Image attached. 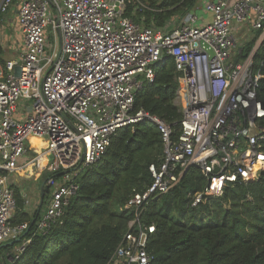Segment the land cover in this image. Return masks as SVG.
Returning <instances> with one entry per match:
<instances>
[{
	"label": "built area",
	"instance_id": "obj_1",
	"mask_svg": "<svg viewBox=\"0 0 264 264\" xmlns=\"http://www.w3.org/2000/svg\"><path fill=\"white\" fill-rule=\"evenodd\" d=\"M16 1L22 43L0 72V245L24 238L30 228L12 222L17 200L10 185L29 138L42 142L29 163L48 173L50 197L37 220L45 232L79 189L81 172L100 159L120 128L144 119L158 126L162 160L150 165L152 183L128 199L134 218L108 264H154L148 243L156 226L142 221V212L191 167L207 180L192 205L221 196L230 182L260 176L264 106L257 88L263 75L254 57L264 39V0L209 1L211 21L199 25L188 12L162 28L126 15L131 0H1L0 17ZM248 22L261 34L240 58L235 29ZM165 54L179 73L178 134L164 119L133 110L137 90L154 80L153 66ZM28 242L15 249L16 257Z\"/></svg>",
	"mask_w": 264,
	"mask_h": 264
},
{
	"label": "trees",
	"instance_id": "obj_2",
	"mask_svg": "<svg viewBox=\"0 0 264 264\" xmlns=\"http://www.w3.org/2000/svg\"><path fill=\"white\" fill-rule=\"evenodd\" d=\"M198 3L131 0L126 15L162 28L174 18L195 12ZM0 21V25L5 22L3 15ZM255 31L251 40L242 43L238 57H246L254 48L261 34ZM3 53L0 37L2 61ZM254 68L263 75L257 94L264 106V39L255 54ZM153 69L155 78L137 90L133 110L164 119L178 134L183 112L176 101L179 73L174 58L165 54ZM162 156V135L154 122L144 119L120 128L100 159L81 172L79 189L45 232L37 228L42 206L33 213L25 211L17 190L12 222H28L30 228L19 242L0 249V264H108L134 218L127 201L152 183L150 165H158ZM206 183L201 170L191 167L169 192L145 205L142 221L156 226L148 243L154 264H264V170L254 181L230 182L221 196L192 205L195 193ZM24 239L30 242L16 257L14 251Z\"/></svg>",
	"mask_w": 264,
	"mask_h": 264
},
{
	"label": "crops",
	"instance_id": "obj_3",
	"mask_svg": "<svg viewBox=\"0 0 264 264\" xmlns=\"http://www.w3.org/2000/svg\"><path fill=\"white\" fill-rule=\"evenodd\" d=\"M209 1H216V0H199L198 6H197V10H200L201 12V15H197V24L199 25L205 24L211 21L212 19V13H210L209 11L205 9V4ZM9 13H8L9 15L7 14V16L6 15L4 16V18H7L4 21L5 23L6 22L8 23L7 27L10 32L7 34H2V37H4L2 40V45H3V50H4L2 57L4 56V54H9V53H12L14 56H12L11 58L10 56L7 58L3 57L5 61L3 63L0 62V72H2L3 74H5V71H6L5 70L6 61L9 59H12L13 57L17 55L18 48L22 43L21 35L19 34V31H17L18 30V24L16 22V19L18 17V2L17 1ZM246 25L251 26V23L249 24L248 22L242 26H246ZM239 44L240 43L238 40V45ZM33 140H34L35 145L37 144L40 145L42 143L41 140L38 138H33ZM34 154H35L34 150L28 149L24 157L20 160L18 169L14 173H12L10 176V185L15 191V197H16L17 190H19L20 194L23 196V199H24V210L29 213H33L36 210H39V207L37 206L38 209L36 208L33 212L31 211V208H33L34 204L36 203L35 202V195H36L35 191L37 188H40V191H39L40 199H41L40 205L41 206L43 205V208H42L43 210H45V208L47 207L49 197H50V193L45 185L46 177L40 174L38 171H36L34 167H32V165L29 163V159H31ZM26 183L29 185V188L31 189V191L34 189L32 192L29 191V194H27L28 192L25 189L27 188ZM21 187H22V190H21ZM45 194L47 195H46V199L44 202L45 204H43L42 199Z\"/></svg>",
	"mask_w": 264,
	"mask_h": 264
},
{
	"label": "rangeland",
	"instance_id": "obj_4",
	"mask_svg": "<svg viewBox=\"0 0 264 264\" xmlns=\"http://www.w3.org/2000/svg\"><path fill=\"white\" fill-rule=\"evenodd\" d=\"M10 14V13H9ZM8 14V15H9ZM194 14H196V15H201V12H200V10H196L195 12H194ZM7 16V15H6ZM7 18H4V20H6ZM8 23L6 22H4L2 25H0V35H2V34H7V33H9L10 31L8 30ZM11 30H13V29H11ZM235 32H236V35H237V38H238V40H239V43H245V42H247V41H249V40H251L254 36H255V34H256V31H255V29H253V27H251L250 25H246V26H238L236 29H235ZM3 40V39H2ZM258 40V39H257ZM257 42V41H256ZM3 43H5V42H3ZM10 56V58L12 57V56H14L12 53H9V54H4V58H7V57H9ZM2 57V58H3ZM16 57V56H15ZM14 58V57H13ZM3 61H5L4 59H3ZM3 61L0 59V62L1 63H3ZM42 145V144H41ZM41 145H39V144H37V145H35V143H34V140H33V138H29V139H27L26 140V147H27V149H30V150H34V151H36L37 149H39L40 147H41ZM33 167V166H32ZM34 169H35V167H34ZM36 170V169H35ZM37 171V170H36ZM41 173V172H40ZM42 175L43 176H45V177H47L48 176V173L47 172H43L42 173ZM26 182H27V180H26ZM27 184V183H26ZM23 187V186H22ZM22 187H21V190H22ZM25 188V187H24ZM26 189V191L28 192L27 194H29V191H31V189L29 188V185L27 184V188H25ZM28 189V190H27ZM34 190V189H33ZM32 190V191H33ZM31 191V192H32ZM39 191H40V188H37L36 189V191H35V193H36V195H35V204H34V206H33V208H31V211L33 212L36 208L38 209V207H40V203H41V199H40V194H39ZM22 193V192H21ZM33 194V193H32ZM43 204H45L44 202H43ZM38 206V207H37ZM42 208H43V205H42ZM43 210V209H42Z\"/></svg>",
	"mask_w": 264,
	"mask_h": 264
},
{
	"label": "water",
	"instance_id": "obj_5",
	"mask_svg": "<svg viewBox=\"0 0 264 264\" xmlns=\"http://www.w3.org/2000/svg\"><path fill=\"white\" fill-rule=\"evenodd\" d=\"M259 46H260V45H259ZM259 46H258V47H259ZM45 182H46V180H45ZM46 188L48 189V187H46ZM34 222H35V219L32 221V224H33ZM28 231H29V229H27V230L25 231L24 235H25ZM24 235H23V236H24ZM22 238H23V237L21 236V237H18V238H16V239H14V240L8 241V242H6V243H4V244H1V245H0V249H1L2 247L6 246V245H9V246L14 245L15 242H19Z\"/></svg>",
	"mask_w": 264,
	"mask_h": 264
},
{
	"label": "bare ground",
	"instance_id": "obj_6",
	"mask_svg": "<svg viewBox=\"0 0 264 264\" xmlns=\"http://www.w3.org/2000/svg\"><path fill=\"white\" fill-rule=\"evenodd\" d=\"M41 144H42V143H41ZM41 144H40V145H41Z\"/></svg>",
	"mask_w": 264,
	"mask_h": 264
}]
</instances>
